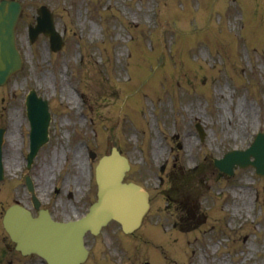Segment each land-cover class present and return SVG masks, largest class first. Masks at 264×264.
<instances>
[{"label": "rangeland", "instance_id": "obj_1", "mask_svg": "<svg viewBox=\"0 0 264 264\" xmlns=\"http://www.w3.org/2000/svg\"><path fill=\"white\" fill-rule=\"evenodd\" d=\"M21 1L16 31L24 66L0 87L5 154L15 161L12 168L4 161L7 178L23 173L18 126L24 95L35 88L49 99L53 119L51 140L30 170L37 193L45 203L53 182L62 181L74 195L54 205L57 218L94 199V166L111 143L131 164L125 180L150 194L141 228L128 235L111 222L87 236L83 264H264V178L252 168L219 176L213 165L264 131V0H213L212 9L210 0ZM41 4L63 33L56 53L42 36L27 42ZM236 9L246 16L244 33ZM7 178L4 199H15ZM239 243V254L227 251Z\"/></svg>", "mask_w": 264, "mask_h": 264}, {"label": "water", "instance_id": "obj_2", "mask_svg": "<svg viewBox=\"0 0 264 264\" xmlns=\"http://www.w3.org/2000/svg\"><path fill=\"white\" fill-rule=\"evenodd\" d=\"M12 24L13 21L0 19V60L7 56L4 54L8 49L12 50ZM261 147L264 150V135L256 138L246 156L255 155ZM117 155L115 152L100 163L97 173L99 200L90 208L89 214L82 221L72 222L68 225L52 224L49 220H32L29 214L22 209L11 208L4 222L10 233L16 237L18 247L22 249L23 245L20 240H24L25 237L34 239V243L30 246L36 245V233L31 230L32 228L48 231L50 229L48 226H53L56 232H64L63 236L70 238L72 243L73 237L78 235L74 240L78 241L87 229L96 232L110 218L120 221L125 232L135 229L147 209V196L141 188L135 185L121 184L120 179L125 169V159ZM262 159L264 160V158ZM231 165L232 162L229 160L225 168H229Z\"/></svg>", "mask_w": 264, "mask_h": 264}, {"label": "bare ground", "instance_id": "obj_3", "mask_svg": "<svg viewBox=\"0 0 264 264\" xmlns=\"http://www.w3.org/2000/svg\"><path fill=\"white\" fill-rule=\"evenodd\" d=\"M71 99H73V96H71ZM81 162H79L78 164H80ZM81 167V165H79V168ZM45 174V173H44ZM242 194V193H241Z\"/></svg>", "mask_w": 264, "mask_h": 264}]
</instances>
